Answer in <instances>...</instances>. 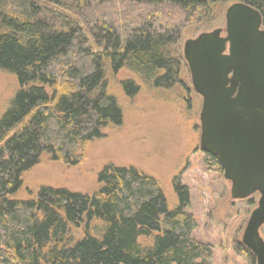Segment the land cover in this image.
I'll list each match as a JSON object with an SVG mask.
<instances>
[{"label": "trees", "instance_id": "1", "mask_svg": "<svg viewBox=\"0 0 264 264\" xmlns=\"http://www.w3.org/2000/svg\"><path fill=\"white\" fill-rule=\"evenodd\" d=\"M227 1L259 11L264 27V0H0V71L20 87L0 119V264H212V247L192 237L187 189L174 183L179 205L168 211L156 181L132 168L105 167L92 197L43 188L35 201L7 198L41 154L75 166L102 129L121 124L105 61L171 89L181 28ZM122 88L129 98L139 90L131 80ZM82 223L70 245L69 228ZM234 252L256 264L241 244Z\"/></svg>", "mask_w": 264, "mask_h": 264}, {"label": "rangeland", "instance_id": "2", "mask_svg": "<svg viewBox=\"0 0 264 264\" xmlns=\"http://www.w3.org/2000/svg\"><path fill=\"white\" fill-rule=\"evenodd\" d=\"M234 3L212 5L208 16L181 28L178 42L171 47V55L180 62L178 82L171 89L155 88L126 69L113 73L105 61L107 93L121 111V124L102 129L101 137L85 148L81 162L75 166L52 161L49 155L41 154L38 163L22 174L17 193L7 199L35 201L43 188L92 197L101 189L98 177L105 167L132 168L156 181L168 211L179 205L174 183L187 189L186 212L196 223L192 237L212 247V264H250L243 255L234 252V247L241 244L259 196L232 200L231 185L223 178V170L220 171L200 150L202 99L191 86L183 59L186 41L225 28V11ZM128 80L139 88L130 98L122 88V83ZM19 90L15 76L0 71V119ZM84 230V223L76 228L71 226L67 242L73 245L82 239ZM154 236L140 238L139 242L144 247L150 246ZM260 236L264 240V225Z\"/></svg>", "mask_w": 264, "mask_h": 264}, {"label": "water", "instance_id": "3", "mask_svg": "<svg viewBox=\"0 0 264 264\" xmlns=\"http://www.w3.org/2000/svg\"><path fill=\"white\" fill-rule=\"evenodd\" d=\"M191 86L201 97L199 148L217 159L232 200L259 196L241 245L264 264V27L243 3L225 11V28L183 45Z\"/></svg>", "mask_w": 264, "mask_h": 264}]
</instances>
